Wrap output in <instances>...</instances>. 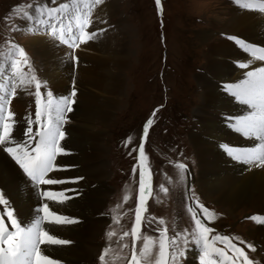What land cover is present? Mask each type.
<instances>
[{
	"label": "rangeland",
	"instance_id": "rangeland-1",
	"mask_svg": "<svg viewBox=\"0 0 264 264\" xmlns=\"http://www.w3.org/2000/svg\"><path fill=\"white\" fill-rule=\"evenodd\" d=\"M241 1L0 0V83L8 84L0 88L2 96L23 94L38 110L37 100L49 101L52 94L42 77L49 58L40 54L45 46L41 42L39 51L34 38L50 37L43 40L49 46L59 35L67 38L70 29L79 30L84 17L89 20L84 30L95 33L98 44L108 41L109 50L122 58L115 69L122 89L102 136L106 152L100 163L105 164L109 187L102 204L105 223L89 264H132L134 254L139 264H158L163 259L171 264V255H161L165 247L168 253L176 252L186 239L189 243L179 264H201V247L192 240V231L199 227H209L210 242L212 236L227 235L237 246L247 247L253 264H264L254 256L256 245L247 234L256 223L248 217L263 214L250 208L229 214L203 195L197 181V154L189 140L198 123L193 110L200 100L195 76L201 68H194V60L200 64L203 30H215L210 24L215 13L223 15L225 7ZM59 3L68 7L55 19L48 9L59 8ZM222 35L216 31L212 40ZM22 76L40 82L41 97L35 96V82L21 84ZM6 115L0 116V124ZM48 115L44 111V117ZM0 216L7 230L11 220L2 204ZM214 246L225 247L219 241ZM219 258L209 256L217 264Z\"/></svg>",
	"mask_w": 264,
	"mask_h": 264
},
{
	"label": "bare ground",
	"instance_id": "bare-ground-1",
	"mask_svg": "<svg viewBox=\"0 0 264 264\" xmlns=\"http://www.w3.org/2000/svg\"><path fill=\"white\" fill-rule=\"evenodd\" d=\"M262 2L250 0L251 7H245L249 5V0H242L238 5L225 7L227 10L223 15L215 13L210 24L224 35L212 40L211 35L216 31L204 29L200 64L197 65V60H194V68H201L195 76L200 100L195 101L197 105L193 113L198 123L189 140L199 163L198 186L203 195L221 204L229 214L250 208L264 216V166H260L259 161L237 160L228 152L231 149L238 154L240 151L264 153V148L259 147L261 141L254 136H245L232 127L234 117L247 115L253 109L237 101L224 87L242 80L247 71L264 67V61L255 59L237 42L264 48V11L259 7ZM86 31L92 33L90 29ZM67 34L68 37L63 38L68 40V44L61 40V35L49 46L43 40L50 37L34 38L39 51L41 42L45 46L40 54L49 58L42 75L52 94L49 101H44V111L49 112L45 124L59 125L66 133L61 146L67 154H58L52 171L46 175V179L57 182L54 185L36 183L5 150L14 146L6 142L0 144V194L7 199V205L24 229L34 224L37 218H42L40 209L43 204L54 214L68 220L76 218L77 223L41 220V228L69 243H43L40 249L43 255L59 264H89L95 254L97 234L105 223L102 204L109 187L105 182V164L100 163L106 152L102 136L109 125L117 94L122 89V79L115 69L123 61L109 50L108 41L98 44L95 36L84 42L80 29H70ZM77 44L79 47L76 48ZM258 54L264 55V52ZM73 56L78 57V61H74ZM73 83L77 89L76 103L71 113L67 112V105L64 106L61 116H66L67 122L63 124L57 116V108L70 95ZM6 86L7 83H0V88L5 89ZM18 94L0 95V116L7 114L4 122L14 125L11 140L24 143L27 141L24 135L27 120H34L38 107L31 99L28 101L23 94ZM9 112L13 113L11 119L8 118ZM32 127L35 131L40 125L33 124ZM28 143L34 147V141ZM65 165L72 168L71 171L66 170ZM75 178L80 179L71 182ZM44 191L53 192V195L46 199ZM64 193L69 198L66 196L63 202H59L58 196ZM245 227L248 225L245 224ZM247 230L256 245L254 256L258 261L264 260V224L255 223ZM6 231H15L11 222ZM0 264H4L2 250Z\"/></svg>",
	"mask_w": 264,
	"mask_h": 264
},
{
	"label": "snow or ice",
	"instance_id": "snow-or-ice-1",
	"mask_svg": "<svg viewBox=\"0 0 264 264\" xmlns=\"http://www.w3.org/2000/svg\"><path fill=\"white\" fill-rule=\"evenodd\" d=\"M55 2V0H53ZM102 0H96V3H101ZM159 4L160 0H156ZM245 7H251V5H244ZM68 6L61 4L59 8H49L48 15L55 19H59L58 13L63 12ZM260 9L264 11V2L259 5ZM39 11V9H38ZM28 15L27 12L24 13ZM89 24L87 17L80 24V32L84 34V42L95 38V33L85 31V27ZM76 38H73L75 40ZM61 40L68 44V40H64L61 35ZM241 43L251 55L258 60L264 61V55L258 53L264 52V48H258L256 46ZM79 47V44L75 45ZM24 51L20 50V56L24 57ZM74 61H78V57L73 56ZM20 61H17L19 64ZM23 63H27V60H23ZM35 82L36 91L35 96L41 97V85L39 81H36L35 77L25 81L23 76L21 77V84H31ZM225 90L233 95L237 101L247 104L253 111L248 112L247 115L234 117L235 123L232 125L239 132H243L245 136H254L262 143L259 145L260 148H264V67L253 68L251 71H247L244 78L237 83H228L225 86ZM77 95V89L75 85L71 86L70 95L64 99L61 105L57 108V116L60 118L63 124L67 122L66 116H61L64 112V106L67 105V112H73V106L75 105V96ZM39 105V110L34 113V120H27V128L24 135L27 137V141L24 143H15L11 140L12 129L14 125L12 123H3L2 132H0V144L9 143L5 150L16 160V162L23 168L29 177H31L36 183L42 185H54L57 181L54 179H46V175L52 171L54 164L53 162L59 155H65L66 150L61 146V142L65 139L66 133L63 127L59 125H53L49 122L47 125L44 122V102L42 99L36 101ZM13 113H8V118L11 119ZM37 117L39 119L37 120ZM33 124L40 125L39 129H33ZM147 124V122H146ZM153 124V123H152ZM30 141H34V147H30ZM229 154L233 155L237 160H243L246 162L259 161L260 166H264V153L258 151H240L239 154L231 149L228 150ZM183 169L184 165H180ZM75 178L71 182H75ZM65 182V181H62ZM43 197L48 198L53 195V192L44 191ZM66 193L58 196L59 202H63ZM67 198H69L67 196ZM0 204L5 205L6 214L8 219L11 220V227L15 229L13 232L5 230L4 219L0 216V250L3 251V262L4 264H59L58 261L51 259L48 256L42 254L40 245L43 243L48 244H67L69 241L58 239L49 234L48 231L41 228V220L49 223H77L76 218H67L54 214L50 208L43 204L40 211H42V218H37L35 223L29 228L24 229L17 222L13 210L7 206V201L3 195L0 194ZM143 210V205L141 211ZM248 219L258 223L264 224V216L253 215ZM200 219H198L199 221ZM138 225V228H140ZM209 227H199V231H192V240L195 245L201 247L202 254L200 256L201 264H217V261L209 259L211 254L219 256V264H253V261L249 259L244 248L237 246L233 243L229 236H212L211 242L209 241L208 234ZM219 241L225 245L224 248L215 247V243ZM189 241L186 239L183 242L184 247H178L176 252L168 253L165 247L162 256L171 255V264H179V258L185 257V247ZM243 244L244 241L240 240ZM250 249H253L251 244L248 245ZM145 254L149 252V245L144 249ZM229 252L232 254L229 255ZM103 259V257H101ZM132 264H139L135 254L132 256ZM158 264H169L167 259L159 260Z\"/></svg>",
	"mask_w": 264,
	"mask_h": 264
}]
</instances>
